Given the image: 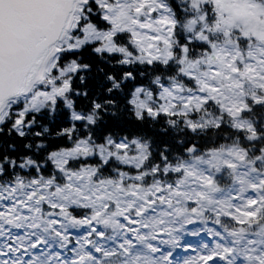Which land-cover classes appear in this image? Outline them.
I'll return each instance as SVG.
<instances>
[{"label": "snow or ice", "instance_id": "obj_1", "mask_svg": "<svg viewBox=\"0 0 264 264\" xmlns=\"http://www.w3.org/2000/svg\"><path fill=\"white\" fill-rule=\"evenodd\" d=\"M0 264H264V0H0Z\"/></svg>", "mask_w": 264, "mask_h": 264}]
</instances>
